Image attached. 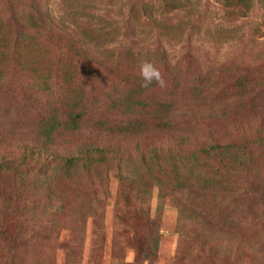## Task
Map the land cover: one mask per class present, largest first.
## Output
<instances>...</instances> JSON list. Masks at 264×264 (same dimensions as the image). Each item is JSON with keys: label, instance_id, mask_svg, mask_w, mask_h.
Masks as SVG:
<instances>
[{"label": "trees", "instance_id": "1", "mask_svg": "<svg viewBox=\"0 0 264 264\" xmlns=\"http://www.w3.org/2000/svg\"><path fill=\"white\" fill-rule=\"evenodd\" d=\"M220 1L235 17L246 16L255 3ZM166 3L183 6L181 0ZM48 16L28 0H0V89L16 72L17 87L7 90L28 91L31 104L55 101L48 99L44 108L35 104L40 113L31 136L12 140L0 152V247L20 256L29 228L36 230L45 216L54 229L64 220L81 226L89 213L101 212L112 174L118 181L116 220L123 229L131 227L133 241L149 234L138 247L139 264L154 261L168 203L192 231L194 249L208 247L212 258L227 257L225 240L240 244L242 217L252 215L260 226L256 235L264 236V74L223 64L226 83H187L183 66L167 67L160 45L108 48L97 26H81L75 35ZM145 61L167 67L160 74L163 86L155 80L142 86L139 68ZM152 93L160 98L150 103ZM217 93L227 96L213 101ZM148 117L154 118L155 133L148 131ZM88 125L98 141L88 139ZM129 215L139 223L132 225Z\"/></svg>", "mask_w": 264, "mask_h": 264}, {"label": "rangeland", "instance_id": "2", "mask_svg": "<svg viewBox=\"0 0 264 264\" xmlns=\"http://www.w3.org/2000/svg\"><path fill=\"white\" fill-rule=\"evenodd\" d=\"M32 1L28 3L33 9L39 5L56 25L69 27L75 35L81 26H97L108 48L135 43L153 48L162 46L167 52V67L183 66L182 78L187 83L210 80L226 83L225 67L232 64L241 68L249 66L264 74V6L261 0H255L244 17L230 15L220 0H181L183 6L176 9L168 7L167 0H38V5ZM54 28L51 25L50 29ZM167 67L158 69L161 75ZM16 75L13 72L7 88L12 84L17 87ZM103 79L94 82V90ZM6 87L0 89V107L1 104L8 106L0 108V152L5 151L12 140L31 136L40 113L34 105L44 108L48 99H54L31 104L26 95H30L28 91L25 94L21 88L10 91ZM168 91L165 88L159 95L165 97ZM159 95L152 93L149 102L153 103ZM226 96L217 93L213 101ZM146 110L150 113L151 108ZM207 119L214 120L215 116ZM147 120L148 131L155 133L154 118ZM84 130L89 133V140L98 141V136L91 134L93 128L88 125ZM117 188L118 181L112 174L110 196L102 203L101 212L89 213L81 226L64 224L67 221L64 220L61 228L54 229L50 216H45L36 230L34 226L29 228L31 238L20 247V256L13 258L8 254L9 248L0 247V264H139L138 247L143 241L147 242L144 237L149 234L143 235L142 241H133L131 227L123 229V222L116 220ZM157 191L155 189L149 205L152 219ZM128 217L132 225L139 223L132 215ZM140 223L148 233L147 222L142 219ZM8 227L11 229L12 224ZM240 227L238 232L244 234L238 239L240 244L227 239L224 245L230 247L227 257L218 254L212 258L208 247L207 251L201 245L194 249L192 231L179 223L178 208L168 203L159 223L158 248L152 264H264V236L256 235L260 233V226L257 228L253 216L249 215L242 217ZM142 264L149 262L145 259Z\"/></svg>", "mask_w": 264, "mask_h": 264}, {"label": "clouds", "instance_id": "3", "mask_svg": "<svg viewBox=\"0 0 264 264\" xmlns=\"http://www.w3.org/2000/svg\"><path fill=\"white\" fill-rule=\"evenodd\" d=\"M139 74L142 79L144 87H147L150 85L154 80L163 86V79L160 75L159 70L151 63L148 61L142 62L139 68Z\"/></svg>", "mask_w": 264, "mask_h": 264}]
</instances>
